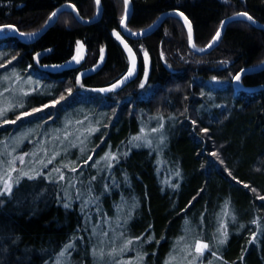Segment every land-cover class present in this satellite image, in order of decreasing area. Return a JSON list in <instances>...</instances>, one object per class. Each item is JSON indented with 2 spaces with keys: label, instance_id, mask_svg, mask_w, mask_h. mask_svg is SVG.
I'll return each instance as SVG.
<instances>
[{
  "label": "trees",
  "instance_id": "obj_1",
  "mask_svg": "<svg viewBox=\"0 0 264 264\" xmlns=\"http://www.w3.org/2000/svg\"><path fill=\"white\" fill-rule=\"evenodd\" d=\"M100 1V17L92 23L64 10L32 43L0 38V69L41 86L0 120V151L8 136L25 130L27 142L15 154L35 153L38 160L15 167L10 192L0 189V264H50L61 253L67 264L135 257L139 264H172L175 249L188 244L184 260L190 261L197 241L209 247L193 264H264V89L245 92L232 82L240 70L263 63L264 30L235 20L215 48L198 55L182 20L169 16L147 36L125 38L137 56L138 74L107 90L129 67L116 40L126 11L123 0ZM130 1L129 32L177 10L191 22L198 48L234 13L264 24V0ZM64 3L86 20L97 13L95 0H0V27L36 33ZM80 46L85 59L78 69H39L67 63ZM102 48L101 69L81 73ZM42 51L36 64L33 56ZM240 83L264 84V69ZM56 98L61 100L47 105ZM79 125L81 134L70 144ZM148 126L159 131L152 147L133 139ZM41 141L49 146L40 152ZM0 165L1 177L6 166ZM103 234L105 247L99 242ZM113 236L131 251L106 263L116 245Z\"/></svg>",
  "mask_w": 264,
  "mask_h": 264
},
{
  "label": "rangeland",
  "instance_id": "obj_2",
  "mask_svg": "<svg viewBox=\"0 0 264 264\" xmlns=\"http://www.w3.org/2000/svg\"><path fill=\"white\" fill-rule=\"evenodd\" d=\"M124 5H125V1H124ZM12 27L15 28L14 26H9V25L8 26H1L0 27V35H7V34L13 32ZM215 35H214V37H215ZM23 36H24L23 37L24 39L28 40L33 35L28 36L27 34H24ZM77 54H78V49H76L74 57ZM143 56L145 57V54ZM136 58H137V56H136ZM146 74H147V70H145V72H144V79L146 77ZM40 90H41V86L39 85L37 80H34L33 82H31L29 80L24 81L23 79H20L19 77H14L13 71L11 69H6V68L0 69V111H4L5 109L7 110V111H4L3 116H0V120L2 118H4L7 113H10V111L12 109H15L12 111H16V110L18 111V109L21 108V105L18 103H20V101L23 99L25 100L26 94L29 95L32 93H40ZM54 100L59 101L61 99L56 98ZM14 101H15V103H14ZM57 101H50L49 103H47V105L53 106L57 103ZM22 114L23 113H21V115H19V116L26 117V115H22ZM14 116H15V118L18 117V116L16 117V114ZM79 124L81 125V123H79ZM80 125L77 128V132L76 131L73 132L72 137L68 139L70 144H72V143L75 144L76 143L75 142L76 137L80 136L81 130H82V126H80ZM70 127H72V126L70 125ZM160 127H161V125L159 127H157V129L159 130ZM153 129H156V128H154V127L152 128L151 126H148V128L145 127L144 129L141 128V131L143 130V134L141 136V139H139V141L145 143V145L147 144V146H149V147L154 146L155 142H156V136L158 135L159 131L158 130L153 131ZM28 134H29V132L25 131V130L17 132L13 136L12 135L8 136L7 137L8 140L4 141L2 143L1 151H0V164L2 162H4L5 163L4 166H6L5 167L6 168L5 174L0 177V183H1L0 189L3 193L7 192L4 190L5 181H8V183L12 184L11 177H12V172L14 171L15 167H17V166L20 167L21 164L22 165L23 164L29 165V164H34V163L36 165L38 164L37 163L38 162L37 156L35 153L30 152L28 156H18V157L15 154L17 152L18 148L21 146V142H27V139H25V137ZM41 136H42V138H44L42 133H41ZM134 141H136V140H134ZM159 143H161V141ZM40 145H41L40 146V148H41L40 152L42 151V147L44 148L46 146H49L46 142L44 143V141L43 142L41 141ZM20 157H23L22 161H21ZM16 163H17V165H16ZM0 167H1V165H0ZM42 167L40 169H42ZM0 173H1V169H0ZM105 236H106L105 234L99 236V242L101 241L100 243H102V244H100V245H102L101 247H105V245H103L106 241ZM113 238L116 240V245H115V247H112V250H110L111 253L110 252L108 253V258H107V260H105L106 263H107V261H113L112 258H114L115 256H118V253H121V252L124 253V252L131 251V250H129V247L125 248L124 246L123 247L120 246V243L118 242L119 238H117L116 236H113ZM197 242L195 243V245L193 247L194 256L191 255L192 258L190 259V261L184 260L186 257L184 254L189 253V250L187 247H189L190 244H188V246L186 247L187 249L186 248H176L175 249L176 252H174L170 256L169 261L170 262L173 261L172 264H193V260H197L201 256L196 250ZM199 242L206 244L203 241H199ZM180 253H182V254H180ZM133 255H135L134 252H133ZM128 261H132V262L128 263ZM139 262H140V258L135 257L134 260H126V261L125 260H118V262L113 263V264H139ZM109 263L111 264V262H109ZM50 264H67V261L65 260V255L58 256ZM207 264H214V262L213 263L210 262Z\"/></svg>",
  "mask_w": 264,
  "mask_h": 264
},
{
  "label": "water",
  "instance_id": "obj_3",
  "mask_svg": "<svg viewBox=\"0 0 264 264\" xmlns=\"http://www.w3.org/2000/svg\"><path fill=\"white\" fill-rule=\"evenodd\" d=\"M95 2H96V6H97V13L90 20L83 19L80 16V14L77 11V9L72 4L64 3V4H61L59 7H57L54 10L53 13H56V15L55 16L51 15V19H48L46 24L39 31H37L30 39H28V40L24 39L23 38L24 36L21 35L15 28H14L15 31L13 30V32L9 33L7 36L14 37V38H16V39H18V40H20L21 42H24V43H32L37 38H39L40 35H42L51 25H53L55 23V21L58 18V15L64 10L72 11V13H73L74 17L76 18V20L78 22L82 23V24L92 23L93 21L97 20L100 17V14H101V1L99 0V3H97V0H95ZM131 8H132L131 1L128 0L127 12H126V14H125V16H124V18L122 20L124 23L122 24V22H121V24L119 26V31H120L119 37L120 38L118 39L117 36H116V40L118 41V43L120 44V46L122 47V49L124 50V52H125V54L127 56L129 67H128L127 72L121 78H119L110 87L106 88L107 90H109L111 88L114 89V90H118V89L124 87L125 85L130 83L138 74V64H137L136 55L133 52V50L130 47V45L125 40V38L139 39V38L145 37V36L149 35L152 31H154L162 23V21L165 18L169 17V16H176V17H179L182 20V22H183V24H184V26L186 28L187 34H188V45H189L190 49L195 54H198V55L206 54V53L210 52L213 48H215L218 45V43L220 42V40H221L225 30H226V27L231 22H233L235 20H238V19L246 20L251 25H253L255 28L260 29V30H264V24L258 22L254 18H252L251 21L247 19V16H250L249 14H247V16H240V15H238L239 13H245V12L235 13V14H232V15L226 17L222 21V23L220 25V28L218 30L221 33L219 38H217L215 41H213V39H212L204 48H198L194 44V35H193L192 24L188 20V18L183 13H181L180 11L170 10V11H166V12L162 13L151 25H149L147 28H145V29H143V30H141L139 32H136L135 35H133V33H130L127 30V22H128L130 13H131ZM186 20H187V23L185 22ZM12 29H13V27H12ZM189 29L191 30V43H190V40H189ZM125 45H127V47H125ZM209 45H211V47H209ZM201 49H203V51H201ZM129 50H131V51H129ZM44 54H45V51H42V52H39V53L35 54L33 56V61L35 63H37L38 60ZM84 59H85V49H84L83 46H80L78 54L73 59L68 61L67 63L58 64V65H40L39 69L43 70V71H47L49 73H60V72L67 71V70H74V69H77L78 67L81 66V64L84 62ZM104 59H105V50H104V48H102L100 50V54H99V57H98L96 63L92 67L86 69L85 74H87V75L95 74L103 66ZM77 60H79V63H77ZM133 64L135 65V71H134L133 75L128 77L127 79H125V77L128 76L129 70L133 67ZM263 69H264V61H263V63H261L258 66L251 67V68H245V69L240 70L239 72H237L235 74V76L232 79L233 85L237 89H239L241 91H245V92H256L258 90L264 89V84L258 85V86H253V87H246V86H243V85L240 84V79L243 76H245V75H247L249 73L258 72V71L263 70ZM237 75H239V77H240L239 80L235 79V77ZM121 81H123V82L121 83ZM113 85H117V86L115 88H113L112 87Z\"/></svg>",
  "mask_w": 264,
  "mask_h": 264
},
{
  "label": "snow or ice",
  "instance_id": "obj_4",
  "mask_svg": "<svg viewBox=\"0 0 264 264\" xmlns=\"http://www.w3.org/2000/svg\"><path fill=\"white\" fill-rule=\"evenodd\" d=\"M97 3H99V0H97ZM127 5H128V0H125V11L127 12ZM56 15V13H53L52 14V16H55ZM238 15H240V16H247V13H239ZM49 19H51V17H49ZM247 19L248 20H252V17L251 16H247ZM186 23H187V20L185 21ZM124 22L122 21V24H123ZM13 30L15 31V29L13 28ZM115 34V33H114ZM220 31H217V33H216V36L215 37H213V41H215L217 38H219V36H220ZM21 35H24V33H21ZM28 36H32V35H34V33H28L27 34ZM117 35V38L119 39L120 37H119V34H116ZM133 35H135V33H133ZM189 40H190V43H191V30L189 29ZM123 42V41H122ZM125 47H127V45H125ZM209 47H211V45H209ZM103 51V50H102ZM129 51H131V50H129ZM201 51H203V49H201ZM77 63H79V60H77ZM134 71H135V65L133 64V67L129 70V72H128V76L127 77H125V79H127L128 77H130V76H132L133 75V73H134ZM239 75H237L236 77H235V79H237V80H239ZM123 81H121V83H122ZM117 85H113L112 87L113 88H115ZM144 85H143V83L141 84V87H143ZM70 91V90H69ZM101 91H106V90H104V89H101ZM58 102V101H57ZM39 109H37V111H38ZM4 111H7L6 109L4 110ZM4 111H0V116H3L4 115ZM22 115H30V113H23ZM20 117H18V119H19ZM6 122H8V121H6ZM11 123H15V121H11ZM143 131V130H142ZM153 131H157V129H153ZM206 131V130H205ZM133 139L134 140H139V139H141V137L140 136H136V137H133ZM107 158V157H106ZM116 157L115 156H112L111 157V159H115ZM20 159H21V161L23 160V157H20ZM52 159H55V157H53ZM89 159H91V157H89ZM52 162V160L50 159L49 161H48V163H51ZM110 166V165H109ZM73 170H75V169H73ZM55 171H57V172H59V169H56ZM33 177H31V176H29V179H32ZM10 179V178H9ZM60 179H64V176L61 174V176H60ZM4 190L5 191H7V192H10L11 191V184L10 183H8V181H5V185H4ZM65 207H68V205L66 204L65 205ZM225 215H227V212H225ZM221 227L222 228H224V225L223 224H221ZM222 235L225 237V239H226V237H227V231H226V229H225V231L222 233ZM224 241L223 240H221L220 241V243H223ZM128 243L130 244L131 243V241H128ZM68 247H71V245H68ZM125 247H127V245H125ZM208 244H203V243H201V242H197V247H196V250H197V252L200 254V255H203V253H204V251L205 250H207L208 249ZM61 255H63V253H61Z\"/></svg>",
  "mask_w": 264,
  "mask_h": 264
},
{
  "label": "flooded vegetation",
  "instance_id": "obj_5",
  "mask_svg": "<svg viewBox=\"0 0 264 264\" xmlns=\"http://www.w3.org/2000/svg\"><path fill=\"white\" fill-rule=\"evenodd\" d=\"M80 72H81V73H85V70L82 69Z\"/></svg>",
  "mask_w": 264,
  "mask_h": 264
}]
</instances>
